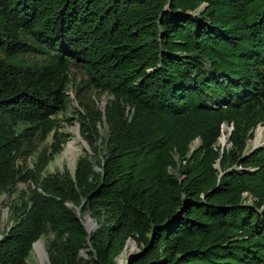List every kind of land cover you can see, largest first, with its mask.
<instances>
[{
	"label": "trees",
	"instance_id": "obj_1",
	"mask_svg": "<svg viewBox=\"0 0 264 264\" xmlns=\"http://www.w3.org/2000/svg\"><path fill=\"white\" fill-rule=\"evenodd\" d=\"M72 67L93 137L102 113L83 92L111 96L104 157L25 175L34 138L57 140L49 159L61 149ZM259 125L264 0H0V194L28 184L0 264H26L47 230L50 264H118L134 242L127 264H264V148L246 154Z\"/></svg>",
	"mask_w": 264,
	"mask_h": 264
},
{
	"label": "rangeland",
	"instance_id": "obj_2",
	"mask_svg": "<svg viewBox=\"0 0 264 264\" xmlns=\"http://www.w3.org/2000/svg\"><path fill=\"white\" fill-rule=\"evenodd\" d=\"M71 81H70V89L68 90V93L71 98V102L69 103L66 111L59 112L56 116V119H58V126H57V132L61 133L64 137V142L61 143V149L60 151L53 155L52 158H48L50 154H52V145L57 144V140L53 139L52 136L46 137L44 140H41L40 138H34L33 144L30 146V152L24 153L20 157L17 158V168L20 172H22L25 175H28V171L35 172L38 170L39 162L42 160H45L47 158V162L40 168L42 170V173H56V172H64L67 170L72 175L75 172V168L77 165V160L80 156H89L93 159V161L101 160L104 157L105 152V140L108 137L109 134V128L104 116L105 107L111 98L110 95L107 93H99L95 90L89 91L88 89L86 92H83L85 94H90L92 96V99L94 100L97 109L101 111V119L96 122L98 135L97 136H91L95 135L91 133V131L85 132L83 130V126L81 124V108L78 106V104L75 101V91L77 85H83V81L85 79L84 71L80 68H74L71 69ZM258 127L264 128V125H259ZM229 126L224 125L222 133H227L229 130ZM256 130V129H255ZM253 131V136L254 132ZM82 135H89L90 139H92V145H90L83 137ZM252 136V138H253ZM80 137L81 142L79 143V146H76L77 155L75 158V162L72 163L71 159L64 155L65 145L70 140H74L76 138ZM250 138L247 141L246 149L247 151L251 148L249 146ZM41 140V141H40ZM199 144V140L196 139L193 141L191 146L193 148L197 147ZM217 145H222L217 140ZM224 146L228 147L229 144L227 143V139L224 143ZM81 147V148H80ZM249 147V148H248ZM79 149V150H78ZM97 168V166H95ZM33 186V185H32ZM28 190V184L22 181H18L14 187V189L6 190L0 194V237L2 234L10 227V225L14 222V213H15V207L12 208L14 205H18V202L23 198L24 193ZM247 199L246 201H248ZM86 213V212H85ZM84 215V214H83ZM81 215L82 220L86 221V217H83ZM92 219V218H91ZM95 221L94 219H92ZM92 222V221H91ZM96 222V221H95ZM97 227V223L94 227V229ZM87 229H90L86 226ZM53 233L51 231H46L39 239L42 244L41 246H37V243H35L30 253L26 259V264H50L49 263V256H48V249L49 245L53 239ZM135 250L132 254L139 251L138 246L134 242ZM125 249V248H124ZM44 252L46 253L48 257V261L44 257ZM89 249H84L81 251V255L85 258L88 257ZM129 254H124V250L121 252V254L117 257L118 264H124L125 263V256Z\"/></svg>",
	"mask_w": 264,
	"mask_h": 264
},
{
	"label": "bare ground",
	"instance_id": "obj_3",
	"mask_svg": "<svg viewBox=\"0 0 264 264\" xmlns=\"http://www.w3.org/2000/svg\"><path fill=\"white\" fill-rule=\"evenodd\" d=\"M218 141L221 144L225 143V141H226L225 133H222L220 135V137L218 138ZM80 142H81V138L78 137V138H76L74 140H70L65 145L64 155L69 157L71 159L72 163L75 162V158H76V155H77L76 146H79ZM261 144H264V128L258 127V128H256V130L254 132L253 138L250 140L249 146L252 147V146L261 145ZM85 226H87L88 228H91L93 226V223L90 221V219H88V216L86 217ZM35 243H37V246H41V244H42L40 241H37Z\"/></svg>",
	"mask_w": 264,
	"mask_h": 264
},
{
	"label": "water",
	"instance_id": "obj_4",
	"mask_svg": "<svg viewBox=\"0 0 264 264\" xmlns=\"http://www.w3.org/2000/svg\"><path fill=\"white\" fill-rule=\"evenodd\" d=\"M224 125H225V124H222V126H221V132H222V130H223ZM231 129H232V127H230L229 130H228V132L225 134L226 137H228V135H229ZM223 146H224V144L221 145V148H222ZM261 148H264V144L256 145V146H252V147L246 152V154L248 155V154L254 152L255 150H259V149H261ZM192 149H194V148L192 147ZM215 167H216L217 169L220 168L219 161L216 162ZM222 173H223V172H222ZM222 173H221V174H222ZM76 212H77V215H80L79 207L76 208ZM85 216H88V219H90V221H92V223H93V226H92L90 229H87L86 226H85V224H84V221L82 220V218H80V220H81V222H82V225L84 226V228H85L86 231L88 232V240H89V239H90V237H89V236H90V233H91V231L94 229V227H95V225H96V222L93 221V220L91 219V217H90V215H89L88 212L84 213L83 217H85ZM0 238H1V237H0ZM129 240H130V239H128L127 242H128ZM131 240H132V239H131ZM37 241H38V239H37L35 242H37ZM132 241H133V240H132ZM35 242H33L32 246L34 245ZM126 244H127V243H126ZM126 244H125V246H126ZM125 246H124V248H125ZM123 250H124V249H123ZM120 254H121V253H120ZM131 255H132V253H129V254H127V255L125 256V263H124V264H127V263H128V260H129V258H130ZM44 257H45V259L48 261V257H47V255H46L45 252H44Z\"/></svg>",
	"mask_w": 264,
	"mask_h": 264
}]
</instances>
